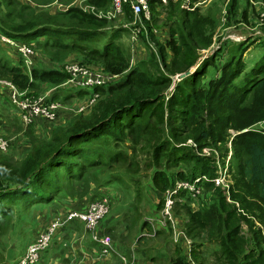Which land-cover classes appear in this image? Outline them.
Returning a JSON list of instances; mask_svg holds the SVG:
<instances>
[{
  "label": "trees",
  "instance_id": "1",
  "mask_svg": "<svg viewBox=\"0 0 264 264\" xmlns=\"http://www.w3.org/2000/svg\"><path fill=\"white\" fill-rule=\"evenodd\" d=\"M90 2L104 8L110 1ZM198 2L184 0L180 4L169 1V35L163 43L156 39L150 29L157 19L154 14L151 22L143 21L147 25L149 41H154L157 46V55L150 51L148 58L136 63L116 83L95 88L94 92L100 98L94 106L84 113L69 114L63 118L59 116L52 122L40 120L42 127L48 128L42 138L32 130L37 122L30 124L26 127V134L23 132L27 139V151L17 161L4 158L0 152V237L6 232L15 212L19 213V220L27 222L35 210L62 208L61 203L84 197H69L68 194L74 187L84 185L91 171L111 162L121 166L131 165L128 153L134 155L135 148L127 141L135 145L143 140L149 129L158 138L160 132L167 136L153 146V156L163 157L169 168L183 163L192 164L196 171L193 172L194 176H206L211 180L216 176L212 161L195 156L183 145L188 139H194L197 143L209 139L225 142L228 137L226 133L231 130L234 132L231 138L233 156L238 164L229 194L231 200L239 204L244 215L233 204L225 201L220 189L213 188L212 183H206L207 190L213 189V202L203 212L193 211L187 204L183 205L184 233L191 240V255L196 261L200 258L195 254L196 247L206 232L207 242L216 243L219 248L216 253L218 264H264V130L257 127L264 123V54L254 67L246 71L245 63L242 62L245 44L238 43L236 47L240 54H232L230 59L216 68L217 78L199 86L216 55L206 58L195 68L198 65L196 52L211 45L216 25L213 15L200 14L199 8L194 6ZM156 4L160 2L150 1L151 12L156 13ZM238 5L239 0H230L227 5V25L237 23L238 16L247 22L249 4L245 1L240 14ZM78 11L71 8L66 14L76 18L75 25L59 26L53 22V17L40 13L36 24L17 32L2 28V34L31 48H41L46 53V49L72 53L79 45L75 41L81 45L86 43V47L91 50L85 51L80 63L99 66L111 74L122 73L129 61V55L117 44L123 31L98 29L104 24L103 21L97 23ZM125 18H131L127 10ZM178 37L182 46L177 43ZM141 38L144 39L145 35ZM100 40L103 41L101 49L91 47V44ZM3 46L0 44L1 78L23 90L33 91L40 83L50 88L65 87L63 84L68 76L63 71L33 68L29 77L24 67L10 64L2 53ZM166 50L172 54L171 59L167 58ZM18 63L21 65L20 60ZM188 71H191L190 75L176 82L174 90L165 95L173 84L172 77ZM74 91L75 94L67 93L63 99H81L89 95L87 91ZM55 100H58V94H53L49 101ZM145 117L148 120L155 118L161 130L157 126L142 128L140 123ZM193 118L197 119L198 133L191 130ZM18 121L22 126L20 118ZM164 122L166 130L162 128ZM11 146L12 142L9 149ZM152 181L160 182L158 172L153 173ZM120 183L121 176L110 175L98 188ZM179 197H183V194ZM100 198L102 194L91 197L92 201ZM242 222L248 225L251 234L250 248L249 242L240 235ZM255 222L262 228L255 227ZM78 224L82 225L73 220L55 235L49 248L40 256L39 264L44 263L46 254L54 251L64 258L68 246L63 243L60 252L57 239L67 236L68 232L72 233L70 230ZM146 225L143 222L142 227ZM176 247L169 264H187L182 250ZM199 264H203L202 261Z\"/></svg>",
  "mask_w": 264,
  "mask_h": 264
},
{
  "label": "rangeland",
  "instance_id": "2",
  "mask_svg": "<svg viewBox=\"0 0 264 264\" xmlns=\"http://www.w3.org/2000/svg\"><path fill=\"white\" fill-rule=\"evenodd\" d=\"M78 1L79 0H0V33H3L2 28L13 32L28 28L38 22V15L40 13H46L50 17H53V22L59 26L75 25L77 24L76 18L66 14L71 8L81 11L77 8ZM169 1L171 0H166L165 3L156 4L154 8L156 13L150 11L151 17H153L154 14V17L157 18L155 23L151 25L150 29L152 33L155 34L156 39L161 40L160 42L169 35V19L167 17V14L170 11L168 7ZM223 1L224 0H208L203 8L200 7V9H198L201 15H213L216 25L211 45L206 48L198 49L196 52L198 65L195 66V68H197L206 58H210L213 54L216 55L213 59V64L207 68L206 74L200 80L199 86H201V84L205 85L210 79L217 78L218 71L216 68H219L223 63L230 59L232 54H240L236 47L238 42L229 39L228 36H236L237 33L238 35L246 36L248 34H254L256 31L260 30V36H248L245 39L246 41L239 42V44H245L244 49L246 50L242 56V62L245 63L246 71L254 67L264 54V26H259V29L251 32L247 29H243V26H241V28H234L231 23L227 25V21H222L223 15L220 14L223 10ZM171 2L174 3L173 1ZM92 5L97 10L103 11L109 8L110 2L108 6L104 8L97 7L94 4ZM225 10H227V7H225ZM81 14H86L91 17V19L93 18L97 23L103 21L102 23L104 24L98 29L105 31L119 29L123 31L117 44L129 55L127 68L120 74H111L99 66H89L92 70L115 77V83L122 78L123 74L127 73L129 69L134 67L136 63L148 58L150 51L157 55V46L154 44V41H149L147 25L144 24L142 20H136L131 17L130 19L125 18L123 20L107 21L96 18L83 11H81ZM256 23L257 22L254 19L250 28L256 27ZM144 35L145 38L142 39L141 36ZM135 37L141 46L137 47ZM177 40V43L182 46V41H179V37ZM74 43L79 45H76L77 47L72 53H67L61 50L50 51L48 49H46L48 51L46 53L41 48H31L28 46L30 50H33L34 52L33 62H31L32 66H29V68L24 66L22 59L12 48L3 46L2 53L10 64L24 67V72L30 77L33 68H55L63 71L65 65L73 62H81V59L85 57V51L91 50V48L86 47V43H82V45L77 43V41ZM102 44L103 41L100 40L96 44H91V47L96 46L98 49H101ZM166 56L168 59L172 58V54L169 50H166ZM51 59L55 61H51ZM2 60L5 59L2 58ZM18 60L21 61V65H19ZM180 75L181 74H177L172 77L173 84L164 93L165 95L174 90L175 83L180 81ZM0 80L10 82L1 77ZM12 85L19 92H25L29 96L44 97L47 101L50 100L53 94H58L57 101L49 102L59 101L61 103L64 111H61L58 115L60 118L64 117L63 113L68 115L77 114L75 111L80 105L79 103H82L88 97L81 99H76L74 97L65 100L63 99V96L72 92L75 94L76 91L70 87L59 89L50 88L45 83L38 84V87L33 89V91L19 89L14 84ZM7 94L8 90L0 87V138L8 141L9 146L10 142H12L10 149L7 152L2 153V156L17 161L21 159L27 151V139L26 137L24 138L23 132L26 134L28 130L26 127L30 124L25 126L21 123L23 127L20 125L18 121L21 117L20 110L15 107V105L13 106L8 102ZM99 98L100 95H98L97 101ZM159 114L160 112L157 113V115ZM40 120L41 119H37V121H34L37 122V125H35V128H32V130L33 132H36V136H41L40 138H42L47 133L48 128L45 129L42 127L43 125H41L42 123ZM37 126L41 127L38 128ZM140 126L142 128L145 126L155 128L157 126V128L161 130V125H156L155 118L148 120V118L145 117L141 121ZM257 127L264 130L263 123L259 124ZM162 128L164 130L167 129L165 122L162 125ZM191 130L194 133L199 132V125L196 118H193L191 121ZM43 132L45 133L43 134ZM226 134H228V137L226 136L227 139L225 142L209 139L197 143L194 139H188L183 146H187L192 153L199 158L210 159L212 165L215 166L216 175H220V177L223 178V183L226 185V187H222L220 190L230 192V187L233 184V175L236 174L238 161L233 156L231 145V138L234 135V132L229 130ZM166 138V134H162L161 132L159 133L158 138L156 133H152L151 129H149V133L142 137L143 140H140L135 145L128 140L127 143L135 148L134 155L130 154L131 152L128 153L131 165L128 166L126 164L121 166L111 162L108 165H104L102 168L91 171V175L84 181V185L74 187L68 194L69 197H84L76 199L68 198L70 200L61 203L60 206L62 208L47 207L41 211L35 210L33 214L28 217L30 220H27V222L19 220V213L15 212L14 217L11 218L12 220L8 223L6 232L0 237V264H16V262L25 254L28 244L36 238L38 233L46 228L48 223L55 218V215L56 217H63V215L73 210H83L93 200L91 197L95 194L97 197L102 194V197H106L109 200V212L104 219L100 221L98 230H100V234L107 235L111 238L114 248L119 255H129L130 250H134V264H169L170 258L174 255V251L177 248L176 246H178L180 250H182L187 261L186 257L188 255V249L184 244V240L180 239L178 244L173 243V229L168 222H166L165 228H160V226H162L160 224L162 221L160 212L163 209V202L167 198H175L172 220L176 229L179 230V232H182L184 230V217L181 212L183 205L187 204L192 210L203 212L208 209L213 202V189L207 190L206 187L203 186L204 192H201V197L197 199L190 198L188 192L182 193L183 197H177V195L173 194L176 186L185 183L191 184L200 179L201 175L194 176L193 172L196 173V171L192 168V164L183 163L176 167L169 168L165 164V159L163 157H155L152 155L153 146ZM155 171L159 173L160 182L152 181V175ZM110 175L121 176V183L110 184L109 186L98 188L99 185L103 184L105 178ZM213 188L215 187L213 186ZM222 195L225 197L224 194ZM159 202L161 203L160 205L158 204ZM50 211L54 212V214ZM36 218H38V220H35ZM149 220H152L153 223H150ZM143 222L147 223L146 227H142ZM240 226V235L249 242L250 248L251 234L247 228L248 225L245 222H242ZM255 227L259 229L262 228L258 222L255 224ZM70 231H72V233L68 232L67 236L64 235L57 239V248L60 252L63 243V245L68 246L66 247L68 250L64 252V258H60L55 253L57 251H54L50 254L48 253V255L46 254L45 261L41 264H118L119 258L115 255H111L103 260L97 259L95 253L96 247L88 241V235L84 232L82 225H75ZM205 233L201 237L200 244L195 250V254L200 258L196 261L193 255H191V260L196 264H199L200 261H202L203 264H218L216 261V253L219 248L216 243L207 242ZM138 239L139 241H137ZM196 243L199 242L197 241ZM249 250L250 249L245 250L244 253Z\"/></svg>",
  "mask_w": 264,
  "mask_h": 264
},
{
  "label": "built area",
  "instance_id": "3",
  "mask_svg": "<svg viewBox=\"0 0 264 264\" xmlns=\"http://www.w3.org/2000/svg\"><path fill=\"white\" fill-rule=\"evenodd\" d=\"M150 1L151 0H111L109 8L102 11L97 10L91 4L90 0H79L77 8L85 13L95 16L96 18L107 21L123 20L127 10L132 18L142 20V22H150ZM157 1L160 3L166 2V0ZM247 2L256 12V27L246 28L247 30L253 32L259 29V26H264V0H247ZM224 20L225 19L222 18V21ZM253 35L256 37L260 36V30L256 31L254 34H248L246 36H228V38L239 43L243 42L246 37ZM135 41H137L136 37ZM0 44L12 48L22 59L26 68L32 66L31 62H33L34 52L33 50H30L27 44L13 40L2 33H0ZM63 72H65L68 76V79L63 86L70 87L74 90L87 91L89 93L86 100L79 103L80 105L76 108L75 113L77 114L84 113L94 106L99 95L94 92L95 88L109 86L110 84L115 83L116 79L113 76L92 70L89 66L80 62H73L65 65ZM0 87L8 90L7 98L10 104L13 106L15 105V107L20 110V121L25 126L31 124L37 119L52 122L58 117L61 111H64L60 102H49L45 100L44 97L29 96L25 92L17 91L10 82L0 80ZM8 150L9 142L0 138V152L5 153ZM206 183H212L213 186L218 189L226 187L223 183V178L218 174L211 180L206 176H201L200 179L191 184L185 183L176 186L173 194L179 197L180 194L178 193L188 192L190 198L197 199L201 197V192H204L203 186H205ZM221 191L225 195L226 202L233 204L237 211L244 215V212L239 209V204L231 200L229 191ZM174 199L175 198L172 197L167 198L163 202V209L160 212V216H162V221L160 222L162 226H160V228H165V224L168 222L173 229V243L178 244L180 239L184 240V244L188 249V255L186 257L187 264H196L193 260H191V240L186 237L184 230L179 232V230L176 229L172 220L173 208L175 206ZM109 209L110 204L108 198L102 197L90 202L81 211H71L66 213L63 217H55L50 221L46 228L42 232L38 233L36 238L28 244L25 254L16 262V264H39L40 256L49 248L55 235L73 220L78 221L83 225V230L88 235V241L96 245L95 253L97 255V259L103 260L111 255H115L119 258L118 264H134V250H130L129 255H119L114 248L111 238L98 232L99 223L108 214ZM149 222L151 223L152 220H149Z\"/></svg>",
  "mask_w": 264,
  "mask_h": 264
},
{
  "label": "crops",
  "instance_id": "4",
  "mask_svg": "<svg viewBox=\"0 0 264 264\" xmlns=\"http://www.w3.org/2000/svg\"><path fill=\"white\" fill-rule=\"evenodd\" d=\"M171 1H173L174 3H176V2H178V1H180L182 4L184 3V0H171ZM245 1L247 2V0H239V5H238V13L240 14L242 11H243V8H244V5H245ZM208 2V0H199V2L197 3V4H195L194 6L195 7H197V8H199L200 9V7H204V5L206 4ZM224 3L222 4L223 6H222V8H223V10L221 11V15H223V18L227 21V17H228V14H227V10H225V7H227V5L229 4V2H230V0H224L223 1ZM248 3V2H247ZM188 4H190V3H187L186 5H188ZM201 4V5H200ZM200 5V6H199ZM255 14H256V12L254 11V9L253 8H251L250 6L248 7V13H247V22H245L243 19H242V17L241 16H238V17H236L239 21L237 22V23H233L232 24V26L234 27V28H241V26H243L242 28L243 29H246V28H250L251 26H252V24H253V20L255 19ZM224 15H225V17H224ZM227 24V23H226ZM237 35H238V33H237ZM136 45H137V47H139V46H141L139 43H138V41H136ZM63 115L64 116H66V115H68V114H66V113H63ZM262 124V123H261ZM264 124V123H263ZM259 129H261V128H259ZM194 211V210H193ZM256 224V223H255ZM98 232L99 233H101L100 232V230H98Z\"/></svg>",
  "mask_w": 264,
  "mask_h": 264
},
{
  "label": "water",
  "instance_id": "5",
  "mask_svg": "<svg viewBox=\"0 0 264 264\" xmlns=\"http://www.w3.org/2000/svg\"><path fill=\"white\" fill-rule=\"evenodd\" d=\"M190 72H191V71H188V72L182 73V74L179 76L180 79H183V78L189 76V75H190Z\"/></svg>",
  "mask_w": 264,
  "mask_h": 264
}]
</instances>
